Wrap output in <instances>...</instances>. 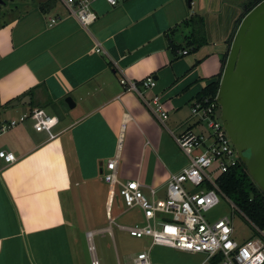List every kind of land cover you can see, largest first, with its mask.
Returning <instances> with one entry per match:
<instances>
[{"label": "crops", "instance_id": "crops-1", "mask_svg": "<svg viewBox=\"0 0 264 264\" xmlns=\"http://www.w3.org/2000/svg\"><path fill=\"white\" fill-rule=\"evenodd\" d=\"M48 1L19 0L0 21V121L32 108L53 114V104L65 115L54 139L36 132L31 120L0 138V149L18 158L0 172V264H79L72 230L82 229L69 218L74 206L96 217L85 238L97 264L94 238H114V226L128 233L122 228L144 225L132 222L135 211H127L119 191L105 182L107 163L118 156L121 182L139 181L146 196L153 188L165 198L170 176L189 163L177 138L198 133L191 107L220 74L228 45L210 36L211 0H194L192 7L188 0H120L117 6L96 0L98 19L88 28L65 0L43 11ZM195 15L206 17L209 32L196 50L188 46ZM171 40L181 47L176 52ZM148 76L156 87L142 92L150 102L161 98L166 119L120 83ZM21 99L30 103L12 107ZM186 254L191 264L206 260Z\"/></svg>", "mask_w": 264, "mask_h": 264}, {"label": "built area", "instance_id": "built-area-1", "mask_svg": "<svg viewBox=\"0 0 264 264\" xmlns=\"http://www.w3.org/2000/svg\"><path fill=\"white\" fill-rule=\"evenodd\" d=\"M94 1L96 0H65L85 28L98 19L92 9ZM106 1L111 6H117L120 0ZM59 20L60 18L51 19V25ZM181 54L188 55L189 51L183 50ZM120 83L127 90L137 92L155 114L167 118V110L160 97L155 96L150 102L144 96L143 92L156 87L153 76L139 81L123 78ZM191 115L197 119L196 124L206 125L207 132L188 131L177 138V144L189 163L181 172L170 176L165 198H157V191L153 188L150 190V197L146 196L139 181L121 182L118 177V156L107 163L106 172H103L105 182L113 192L119 191L127 211L138 208L145 220L143 226L122 229L131 237L151 239L150 250L155 246H166L181 252L204 254V264H212V260L217 258L222 259L217 264H264V230L252 224L258 237L240 242L235 237L230 218L223 217L209 222L205 217L207 212L219 204V195L225 196L218 185L219 177L236 168L241 160L221 121V107L217 96L195 100ZM53 118L55 123H52ZM28 120L33 122L36 132L46 133L50 139L57 137L54 130L60 123L59 118L43 108H32L18 118L0 121V138ZM17 161L14 153L0 149V172ZM188 185L200 192L191 193L187 189ZM232 205L235 206L233 203ZM150 250L140 253L133 264H152Z\"/></svg>", "mask_w": 264, "mask_h": 264}, {"label": "water", "instance_id": "water-1", "mask_svg": "<svg viewBox=\"0 0 264 264\" xmlns=\"http://www.w3.org/2000/svg\"><path fill=\"white\" fill-rule=\"evenodd\" d=\"M193 1L188 0L189 7ZM0 4H4L2 0ZM207 11H210L209 6ZM237 20L221 42L230 40ZM217 101L221 107V121L242 164L264 192V0L242 19L232 38ZM29 103L21 99L11 105ZM66 103L72 109L75 107L71 98H67ZM51 110L60 121L65 119L59 105L53 104Z\"/></svg>", "mask_w": 264, "mask_h": 264}, {"label": "rangeland", "instance_id": "rangeland-1", "mask_svg": "<svg viewBox=\"0 0 264 264\" xmlns=\"http://www.w3.org/2000/svg\"><path fill=\"white\" fill-rule=\"evenodd\" d=\"M2 1L3 3H5V6H3V4H0V21L4 20L7 17L6 12H8V10L13 7L19 0ZM228 1L234 0H227V2ZM26 3L32 4V0H26ZM196 9L197 6H193V11H196ZM207 38L209 39V32L207 33ZM145 98L148 100L147 96H145ZM193 119H195V121L197 120L196 118ZM204 131L207 132V127L205 124L197 129L198 133ZM187 189L191 193L200 192L199 189H195L191 185H188ZM219 200V204L205 214V217L209 222H215L220 218L228 217L232 221V225L235 231V237L237 240L243 242L249 238L258 237V234L252 224L245 218L240 209L236 206V204L233 203V201L229 197L219 195ZM231 202L235 206H233ZM74 207L75 210L73 209L69 211L71 224L72 226L79 225L82 229L81 232L72 230L78 263L95 264L92 256V251L89 247L88 241L85 238V231L86 229L95 226L94 219L96 217L92 214H83L81 213V208L76 206ZM85 210L90 212L91 209L85 208ZM133 211L135 212L133 213L134 215H131L132 222H134V224H141L142 222L143 224H145L141 213L138 212V209H135ZM74 212L76 213L74 214ZM122 212H124V210ZM121 223L124 224L126 222L121 220L119 221V224ZM112 230L114 238L110 235H106L105 238H94L93 246L97 255V264H133L134 259L137 258V256L142 251H149L152 246V240L149 238L137 239L131 237L128 233L120 232L115 226L112 227ZM101 234H107V232H102ZM150 257L153 264H191L193 262L190 260V258L187 257L186 253L178 252L177 250L166 246L153 247L150 250Z\"/></svg>", "mask_w": 264, "mask_h": 264}, {"label": "trees", "instance_id": "trees-1", "mask_svg": "<svg viewBox=\"0 0 264 264\" xmlns=\"http://www.w3.org/2000/svg\"><path fill=\"white\" fill-rule=\"evenodd\" d=\"M235 1V0H234ZM263 0H236L238 5L228 3V9L232 12L233 19L229 27L231 28L233 22L238 18L235 23L234 30L230 40L227 42L228 52L223 58V65L217 79L208 84L202 92L198 95L197 99L205 97L214 98L217 96L220 89L221 79L229 56V51L232 44V38L236 33L242 19L259 3ZM55 0H49L47 3L41 5V9L45 12L49 10L54 4ZM241 12V15H240ZM192 33L189 38L188 46L193 47L194 50L203 47L207 41V19L203 16L195 15L191 18ZM170 48L176 52L181 48L176 46L173 40L169 43ZM218 185L221 192L229 197L234 204L240 209L245 218L253 225L261 230H264V192L252 181L248 175L246 167L239 163V165L222 174L218 179ZM222 261L221 258L212 260V264H217Z\"/></svg>", "mask_w": 264, "mask_h": 264}, {"label": "flooded vegetation", "instance_id": "flooded-vegetation-1", "mask_svg": "<svg viewBox=\"0 0 264 264\" xmlns=\"http://www.w3.org/2000/svg\"><path fill=\"white\" fill-rule=\"evenodd\" d=\"M224 0H211L210 9L215 12L209 15L210 36L212 39H223L229 35V25L233 19L232 12Z\"/></svg>", "mask_w": 264, "mask_h": 264}, {"label": "clouds", "instance_id": "clouds-1", "mask_svg": "<svg viewBox=\"0 0 264 264\" xmlns=\"http://www.w3.org/2000/svg\"><path fill=\"white\" fill-rule=\"evenodd\" d=\"M56 121H55V118H53V120H52V123H55Z\"/></svg>", "mask_w": 264, "mask_h": 264}, {"label": "bare ground", "instance_id": "bare-ground-1", "mask_svg": "<svg viewBox=\"0 0 264 264\" xmlns=\"http://www.w3.org/2000/svg\"><path fill=\"white\" fill-rule=\"evenodd\" d=\"M92 236V235H91Z\"/></svg>", "mask_w": 264, "mask_h": 264}]
</instances>
